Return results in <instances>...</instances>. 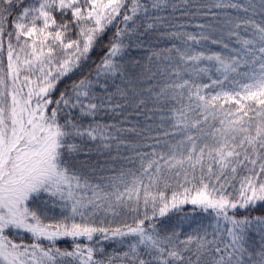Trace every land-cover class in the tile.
I'll use <instances>...</instances> for the list:
<instances>
[{"label":"snow or ice","instance_id":"snow-or-ice-1","mask_svg":"<svg viewBox=\"0 0 264 264\" xmlns=\"http://www.w3.org/2000/svg\"><path fill=\"white\" fill-rule=\"evenodd\" d=\"M0 264H264V0H0Z\"/></svg>","mask_w":264,"mask_h":264},{"label":"trees","instance_id":"trees-1","mask_svg":"<svg viewBox=\"0 0 264 264\" xmlns=\"http://www.w3.org/2000/svg\"><path fill=\"white\" fill-rule=\"evenodd\" d=\"M213 49L216 50L215 46H213ZM207 82L210 83L211 81H207ZM62 246H67V244H63V242H62Z\"/></svg>","mask_w":264,"mask_h":264}]
</instances>
